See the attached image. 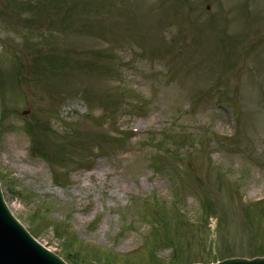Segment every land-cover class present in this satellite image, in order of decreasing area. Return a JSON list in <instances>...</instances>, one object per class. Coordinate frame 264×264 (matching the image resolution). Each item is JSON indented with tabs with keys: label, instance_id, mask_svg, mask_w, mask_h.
I'll return each mask as SVG.
<instances>
[{
	"label": "rangeland",
	"instance_id": "374dc122",
	"mask_svg": "<svg viewBox=\"0 0 264 264\" xmlns=\"http://www.w3.org/2000/svg\"><path fill=\"white\" fill-rule=\"evenodd\" d=\"M31 1L0 0L14 216L79 264L264 251V0H65L30 28L13 6ZM36 34L50 68L22 48Z\"/></svg>",
	"mask_w": 264,
	"mask_h": 264
},
{
	"label": "water",
	"instance_id": "95a60500",
	"mask_svg": "<svg viewBox=\"0 0 264 264\" xmlns=\"http://www.w3.org/2000/svg\"><path fill=\"white\" fill-rule=\"evenodd\" d=\"M0 225L9 233L15 241L14 249L18 258V264H53L47 261L46 251L38 245L26 232V230L10 214L3 203L0 193ZM264 261V260H263ZM55 264H63L55 260ZM262 262V261H260ZM253 264H264V262ZM231 264H244V261H231Z\"/></svg>",
	"mask_w": 264,
	"mask_h": 264
},
{
	"label": "bare ground",
	"instance_id": "6f19581e",
	"mask_svg": "<svg viewBox=\"0 0 264 264\" xmlns=\"http://www.w3.org/2000/svg\"><path fill=\"white\" fill-rule=\"evenodd\" d=\"M14 245L15 241L0 225V264H18Z\"/></svg>",
	"mask_w": 264,
	"mask_h": 264
},
{
	"label": "trees",
	"instance_id": "16d2710c",
	"mask_svg": "<svg viewBox=\"0 0 264 264\" xmlns=\"http://www.w3.org/2000/svg\"><path fill=\"white\" fill-rule=\"evenodd\" d=\"M62 2L64 1V0H61ZM44 2H50V0H45ZM27 8V7H26ZM34 8L32 7V8H30V10H33ZM41 156L43 157V158H46V155L45 154H41ZM257 250H259V249H257ZM68 256H70V257H73L70 253H68ZM73 258H75V257H73ZM174 260V259H173ZM177 263V262H176Z\"/></svg>",
	"mask_w": 264,
	"mask_h": 264
}]
</instances>
